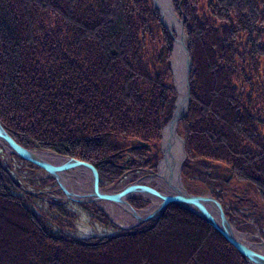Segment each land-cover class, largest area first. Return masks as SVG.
Masks as SVG:
<instances>
[{"label":"trees","instance_id":"16d2710c","mask_svg":"<svg viewBox=\"0 0 264 264\" xmlns=\"http://www.w3.org/2000/svg\"><path fill=\"white\" fill-rule=\"evenodd\" d=\"M170 1L191 60L188 112L177 127L182 180L264 239V0ZM173 43L151 0H0V124L26 149L86 163L99 186L154 170L176 98ZM7 170L0 162V264H250L174 204L108 236L54 232L31 208L39 196L24 190L50 180L23 186ZM47 204L66 217L61 201Z\"/></svg>","mask_w":264,"mask_h":264},{"label":"water","instance_id":"95a60500","mask_svg":"<svg viewBox=\"0 0 264 264\" xmlns=\"http://www.w3.org/2000/svg\"><path fill=\"white\" fill-rule=\"evenodd\" d=\"M153 4L160 11L161 22L168 29L169 27L163 22L162 10L156 3V0H152ZM165 5L172 10V15L175 17V20L179 22L180 34L182 36L185 35L183 24L184 18L179 19L172 8L170 0H164ZM171 31V30H170ZM182 45V50L184 54L185 61V82L186 87L183 89V94H179L177 90L176 84L174 83V89L177 94V99L175 101V108L172 113V117L166 127L168 126L171 129V134L174 136H178L183 142L184 140L177 133L178 123L186 116L189 107V83H188V75L191 69V60L188 54V48L186 43H182L179 39V35L176 34V38L174 39V45L176 42ZM173 45V48H174ZM173 53V51H172ZM170 67L171 60H170ZM0 145L3 149L26 162H29L39 170H35L37 172H43L44 179H51L57 184V189L63 193V198L59 201L67 202L68 200L75 201L79 204H84L87 202L92 203H101L99 206L100 210L103 211L109 218V220L119 227V229L123 231H128L137 228L141 224L156 220L160 217V215L164 212V210L171 204L178 205L181 208L189 211L194 214L204 222L208 223L213 229H215L226 241H228L233 247H235L241 254H243L251 264H264V254L256 251L257 248L264 249V240L259 236L258 230L256 233V238L259 242H249L245 239V235L238 232L235 226L231 223V221L224 214L220 203L209 193L207 194H191L187 192L184 187L182 176H181V168L183 162L186 158L185 151L182 154V157L178 163V170L176 173L177 182L173 185H170V178H166V182L169 184L170 190L168 191L166 187L159 181L158 178V168L157 171H148L150 180L155 182L154 187H150L149 185L141 184V178L135 182H132L126 185L121 190L117 191H104L98 184V177L95 170L87 165L84 162H81L77 159H74L69 156L60 155L53 151L47 150H31L26 149L23 146L16 143V141L4 130L2 125L0 124ZM147 144L137 141L134 148L141 149L147 148ZM44 153L52 156L53 158H57L62 160L61 164H51L48 160H45L39 154ZM162 159L164 158V154L162 153ZM162 161V160H161ZM1 162V161H0ZM1 165L4 169L6 167L1 162ZM70 168H78L82 169L87 173V177L85 178L84 185H79L78 183L73 181V176L68 175L67 171ZM12 178L14 175L7 170ZM26 192L31 193L33 195H39L40 192L33 191L31 189L25 188ZM139 195L141 197L148 198L149 205L143 207L141 209L132 208L127 200L132 196ZM113 204L121 208L124 212L128 214L130 217L129 220H116L111 216V213L108 211L106 205ZM104 206V207H103ZM125 221V222H123ZM243 238V239H242Z\"/></svg>","mask_w":264,"mask_h":264},{"label":"rangeland","instance_id":"374dc122","mask_svg":"<svg viewBox=\"0 0 264 264\" xmlns=\"http://www.w3.org/2000/svg\"><path fill=\"white\" fill-rule=\"evenodd\" d=\"M152 5H153V7L156 8V6L153 4V1H152ZM156 9H158V8H156ZM158 11H159V9H158ZM159 15H160V11H159ZM177 17L179 19H181L179 16H177ZM160 20H161V17H160ZM170 33L173 34L174 39H175L176 38V32L170 31ZM185 43H186V41H185ZM173 45H174V43H173ZM171 74H172V68H171ZM171 79H172V86L174 89L173 78L171 77ZM174 91H175V89H174ZM176 99H177V94H176L175 101H176ZM175 101H174V108H175ZM171 117H172V115H171ZM168 122H167V124H168ZM166 125L163 127V129L166 127ZM178 126H179V123H178ZM163 129L161 131V140H160V146H159L160 158L157 161L156 169H154V170L144 169V170H138L136 172H128L125 175H123V177H121L119 179V181H117L116 183L106 184V185L100 186V187L104 191H108V192L121 190L126 185L137 181L138 179L142 178L143 176L150 175L148 171L156 172L157 168L160 165L162 157H163L162 151H161V141H162ZM34 150H38V149H34ZM19 160L20 159L18 157L14 156L10 153H7L3 149V147L0 145V161L19 180V182H21V184L23 186L25 184L24 180H26L28 178H33L36 180L44 179L43 178V176H44L43 172L35 171V170H39L38 168L25 169L24 167H22V163ZM216 169L218 170L217 172L220 173L222 176H224L226 174V171L223 170V167L221 165L216 166ZM17 170L20 172H18ZM49 180L50 181L46 185L45 189H43V190L40 189L39 191L36 190V192H40V195H36L39 197H36L32 201L31 208L35 212L40 213L42 216H44L47 225L52 229V231L62 232L64 234H68V235L74 236L76 238L102 237V236H108V235H112V234L118 233L120 231H123V230L119 229L118 226L113 224L109 220L107 215L105 213H103V211L100 210L99 206H101L100 205L101 203L95 204L92 202H87V203H84V205H82V204L75 203V201L68 200L67 202H63L61 205L62 209H64V212L66 213V217H59V213L56 210L50 209L47 203L50 200H60L61 198H63L64 195L61 193V191L56 190L57 189L56 182H54L51 179H49ZM141 184L146 185V183H141ZM183 184H184V187L187 190V192H189L191 194H195V193L188 190V189H194L190 183H186L183 181ZM154 185L155 184H153V182H151L149 186L154 187ZM235 185L236 186H243L241 184H236V183H235ZM28 189H30V188L28 187ZM206 192L207 191L201 190L200 194H207ZM41 194H43V196H41ZM130 199L131 200L132 199L133 200H139L140 202L144 203L145 205L143 207H146L147 205H149V201L144 199L143 197H141L139 195L132 196L131 198H129V200ZM143 207H141V208H143ZM141 208H135V209H141ZM58 217H59L60 221H59ZM120 221H122V220L120 219ZM123 222H125V221H123ZM231 223L235 226V228L237 229L238 232L244 234L245 237H247V239H246L247 241L259 242V240L256 238V233H257L258 228H256V226L254 224L249 223L251 228H249V229L244 228L243 229L242 228L243 225H238L235 222H231ZM258 233L260 236L259 230H258ZM260 250H261V248H260Z\"/></svg>","mask_w":264,"mask_h":264},{"label":"bare ground","instance_id":"6f19581e","mask_svg":"<svg viewBox=\"0 0 264 264\" xmlns=\"http://www.w3.org/2000/svg\"><path fill=\"white\" fill-rule=\"evenodd\" d=\"M156 3L162 10V19L163 22L170 28L171 31L176 32L179 35V39L182 43H185L186 36H182L180 32L179 22L175 20V17L172 15V10L165 5L164 0H156ZM172 5V3H171ZM173 8V6H172ZM174 10V9H173ZM175 13V11H174ZM176 14V13H175ZM171 65H172V78L173 82L176 84L177 90L179 94H183V89L186 87L185 82V61H184V54L182 50V45L177 41L173 48V53L171 57ZM177 131V130H176ZM161 151L164 154V158L160 162L158 168V180L166 187L169 191V184L165 181L167 177L170 178V185H173L177 182V170H178V163L184 153V142L178 137L171 134V129L167 126L163 129L162 132V141H161ZM45 160H48L49 163L57 165L63 163L62 160L57 158H53L48 154L41 153L39 154ZM68 175L73 176V181L78 183L79 185H84L85 178L87 177V173L82 169L78 168H70L67 171ZM141 181H145L146 185H149L151 182L155 184L154 181L150 180L149 178H141ZM149 200L148 198H145ZM84 205V204H82ZM102 206V205H101ZM104 207V206H103ZM108 211L111 213V216L116 220H129L130 217L126 212H124L118 206L113 204L106 205ZM122 211V212H121ZM161 216V215H160ZM158 219V218H157ZM156 219V220H157ZM152 221V220H151ZM243 239V238H242ZM247 239V237H245ZM257 252L264 254V249L257 248Z\"/></svg>","mask_w":264,"mask_h":264},{"label":"flooded vegetation","instance_id":"af4514ba","mask_svg":"<svg viewBox=\"0 0 264 264\" xmlns=\"http://www.w3.org/2000/svg\"><path fill=\"white\" fill-rule=\"evenodd\" d=\"M147 177H149V175H146V176H143L142 178H146V179H148ZM140 183H146L144 180L143 181H141ZM150 185V184H149ZM155 186V185H154ZM62 193V192H61ZM63 194V193H62ZM76 203V202H75ZM79 204V203H78Z\"/></svg>","mask_w":264,"mask_h":264}]
</instances>
